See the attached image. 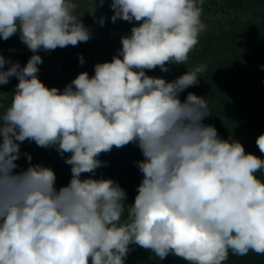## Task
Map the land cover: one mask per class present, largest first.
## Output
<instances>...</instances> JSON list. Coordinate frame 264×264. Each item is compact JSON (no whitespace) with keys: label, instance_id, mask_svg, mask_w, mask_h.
Segmentation results:
<instances>
[{"label":"clouds","instance_id":"obj_1","mask_svg":"<svg viewBox=\"0 0 264 264\" xmlns=\"http://www.w3.org/2000/svg\"><path fill=\"white\" fill-rule=\"evenodd\" d=\"M203 2L111 0L113 23H138L110 62L61 90L38 78V53L89 41L77 3L0 0V39L18 35L32 52L23 66L0 53V85L18 79L0 114V264H125L132 245L188 264H223L229 250L264 255V182L255 175L264 158L203 123L204 97L180 99L206 66L173 81L146 74L187 64L206 29ZM104 3L95 0L92 13ZM25 141L70 153L69 183L57 189L55 172L21 153ZM128 144L142 153L143 178L125 218V189L95 172L102 153ZM256 145L264 154V134ZM22 155L29 166L17 172Z\"/></svg>","mask_w":264,"mask_h":264},{"label":"trees","instance_id":"obj_2","mask_svg":"<svg viewBox=\"0 0 264 264\" xmlns=\"http://www.w3.org/2000/svg\"><path fill=\"white\" fill-rule=\"evenodd\" d=\"M223 7L232 9L243 15V19L234 22V27L218 31L205 29L199 42L189 53L187 64H167L169 71L162 72L159 67L155 70H146L149 76L162 77L166 81H173L177 77L200 65L206 70L200 74L197 86L187 88L180 94L183 101L189 92L204 97L211 114L203 123L214 126L221 138L238 140L245 148L246 153H253L261 158L256 138L264 134V0H222ZM78 7L76 14L82 15L83 23L90 28L92 37L88 42H81L77 46L57 48L50 52L40 51L43 63L40 64L38 78L49 88L65 85L64 81L71 82L79 73L88 72L94 75V65L110 62L113 56L121 49V37L130 34L131 28L138 22L132 23L118 19L111 21V0H105L103 7H96L95 0H74ZM217 0H204L202 8L205 14L213 11ZM220 10V8H219ZM218 11L217 8L214 9ZM104 18V24L99 23ZM0 53L5 58L22 61L23 66L32 55V52L21 43L19 36L14 35L7 41L0 39ZM80 56L84 63L81 65ZM52 65L53 70L46 66ZM8 67V66H7ZM18 79L11 77L9 83L0 85V114L10 105L12 92ZM248 118V119H246ZM21 153L31 155V164H41L50 167L56 175V188L59 189L69 183L71 166L64 162L70 156L64 157L55 148H43L35 142L25 141L20 145ZM99 159L103 166L95 172V178L112 179L125 189L124 217L127 209L134 203L137 188L143 174L139 171L136 162L143 159L140 149L135 144H128L122 148H115L109 153H102ZM17 172L29 166L27 156L22 155L16 161ZM90 174H82L86 178ZM264 182V169L256 174ZM125 264H188L187 261L167 256L160 260L150 251L132 245ZM223 264H264V255L253 251L245 256H229Z\"/></svg>","mask_w":264,"mask_h":264},{"label":"rangeland","instance_id":"obj_3","mask_svg":"<svg viewBox=\"0 0 264 264\" xmlns=\"http://www.w3.org/2000/svg\"><path fill=\"white\" fill-rule=\"evenodd\" d=\"M223 1L222 0H217L216 4L213 5V11L208 12L205 14L204 9L202 8V15H201V21L206 25V29L208 30H215L218 31L221 27L224 26L225 29H230L231 27L237 26L235 23L231 22V19H235L234 22H238L241 19H243V15L235 12L232 9H225L223 7ZM217 8L218 11L215 12L214 9ZM220 8V10H219ZM7 59H10L13 61L12 58L7 57ZM20 63L22 61L18 60ZM7 67V65L5 66ZM50 69L53 70V66L49 65L46 66V70ZM264 82V80H262ZM65 85L61 84L60 88H64L67 84H69V80L64 81ZM63 90V89H62ZM248 119V118H246Z\"/></svg>","mask_w":264,"mask_h":264}]
</instances>
